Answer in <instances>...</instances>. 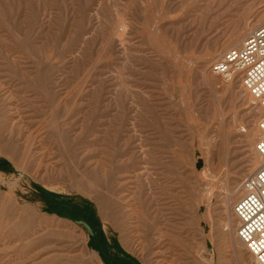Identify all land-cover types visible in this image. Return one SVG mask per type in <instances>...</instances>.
Listing matches in <instances>:
<instances>
[{
  "label": "rangeland",
  "instance_id": "1",
  "mask_svg": "<svg viewBox=\"0 0 264 264\" xmlns=\"http://www.w3.org/2000/svg\"><path fill=\"white\" fill-rule=\"evenodd\" d=\"M263 22L264 0H0V264H251L233 205L263 108L211 66Z\"/></svg>",
  "mask_w": 264,
  "mask_h": 264
},
{
  "label": "built area",
  "instance_id": "2",
  "mask_svg": "<svg viewBox=\"0 0 264 264\" xmlns=\"http://www.w3.org/2000/svg\"><path fill=\"white\" fill-rule=\"evenodd\" d=\"M211 71L227 80L237 78L253 102L263 108L255 150L262 164L243 182L245 193L234 203L236 234L255 259L264 264V23L252 30L240 47L229 48Z\"/></svg>",
  "mask_w": 264,
  "mask_h": 264
},
{
  "label": "bare ground",
  "instance_id": "3",
  "mask_svg": "<svg viewBox=\"0 0 264 264\" xmlns=\"http://www.w3.org/2000/svg\"><path fill=\"white\" fill-rule=\"evenodd\" d=\"M264 23V22H263ZM242 42V41H241ZM239 44V43H238ZM240 45H241V43L239 44V45H236V46H234V47H240ZM207 76V75H206ZM258 129H259V125H258ZM259 131H260V129H259ZM257 152V151H256ZM258 154V153H257ZM259 155V154H258ZM260 156V155H259ZM259 159H262L261 158V156H260V158ZM257 165V164H256ZM236 230V229H235ZM236 236H237V234H235ZM238 237V236H237ZM240 240V239H239ZM241 241V240H240ZM242 242V241H241ZM236 243V242H235ZM243 243V242H242ZM251 254V253H250ZM251 256H253L252 254H251ZM205 259V264H213V257H212V255L211 254H209V255H207V256H205L204 257ZM251 264H256V262H255V259H254V257H253V262H250Z\"/></svg>",
  "mask_w": 264,
  "mask_h": 264
},
{
  "label": "water",
  "instance_id": "4",
  "mask_svg": "<svg viewBox=\"0 0 264 264\" xmlns=\"http://www.w3.org/2000/svg\"><path fill=\"white\" fill-rule=\"evenodd\" d=\"M88 226V225H87ZM88 229L91 230V228L88 226Z\"/></svg>",
  "mask_w": 264,
  "mask_h": 264
}]
</instances>
